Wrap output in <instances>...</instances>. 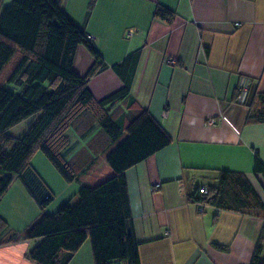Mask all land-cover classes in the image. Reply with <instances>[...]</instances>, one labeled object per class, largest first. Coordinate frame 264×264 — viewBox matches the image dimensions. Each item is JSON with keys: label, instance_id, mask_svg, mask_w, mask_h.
<instances>
[{"label": "crops", "instance_id": "0c3cea01", "mask_svg": "<svg viewBox=\"0 0 264 264\" xmlns=\"http://www.w3.org/2000/svg\"><path fill=\"white\" fill-rule=\"evenodd\" d=\"M158 5L175 12L174 19L155 16ZM95 7L85 28L93 18L101 31L84 33L102 63L89 90L99 101L127 86L129 95L110 109L119 126L133 119L131 105L138 104L171 140L125 172L140 264H249L264 218L197 205L188 196L198 186L217 185L220 170H233L264 203V172L255 169L256 158L264 166V122L254 116L260 109L255 95L264 92V0H102ZM172 58L176 64L168 63ZM93 62L79 45L73 70L84 75ZM89 137L90 131L75 150L80 186L113 174L105 157L126 132L115 141L105 134L108 151L98 172L91 170L96 152L86 147ZM17 192L7 211L0 207L8 224L3 237L49 212L50 205L41 209L30 194ZM9 214L19 218V228ZM38 242L1 245L0 264H35L27 253ZM68 264H94L88 240Z\"/></svg>", "mask_w": 264, "mask_h": 264}, {"label": "trees", "instance_id": "16d2710c", "mask_svg": "<svg viewBox=\"0 0 264 264\" xmlns=\"http://www.w3.org/2000/svg\"><path fill=\"white\" fill-rule=\"evenodd\" d=\"M154 15L172 21L175 12L158 5ZM87 36L60 0H12L5 6L0 0V200L15 175L41 209L52 201L51 194H43L46 186L31 168L38 151L67 182L76 179L77 168L64 155L69 144L67 131L87 108L111 141L126 132L105 157L113 174L95 185L81 186L75 204L67 203L52 215L43 214L19 235L6 237L2 235L8 224L0 215V246L38 239L27 253L32 262L68 264L88 240L94 264H140L125 172L171 140L138 104L131 105L133 119L119 126L110 109L129 95L127 86L99 101L93 97L88 82L100 69L102 57ZM79 45L94 58L84 75L73 70ZM10 83L22 90L7 89L5 85ZM254 99L260 106L255 119L264 122V92ZM37 114L19 137L8 133L11 127ZM11 142L14 144L9 148ZM255 169L264 172L258 158ZM201 188L188 196L190 202L264 218V203L242 172L220 170L217 185L205 187L206 192ZM249 264H264V228Z\"/></svg>", "mask_w": 264, "mask_h": 264}, {"label": "rangeland", "instance_id": "374dc122", "mask_svg": "<svg viewBox=\"0 0 264 264\" xmlns=\"http://www.w3.org/2000/svg\"><path fill=\"white\" fill-rule=\"evenodd\" d=\"M11 1L12 0H2V6L10 4ZM60 1L65 11L73 19H75V21L76 20L78 21L79 26L82 28L83 31L85 30L87 32L89 31L93 32L95 31L94 29L101 31L99 27H96V25L93 23V18L90 19L87 28H85V24L88 21L89 18L88 16L90 15V12H92L93 7H95V4H96L95 8L97 7L100 8L102 6V0H69V1L60 0ZM94 35L98 36L96 32L94 33ZM94 41L96 42V40ZM5 86L7 89L13 92H19L22 90V87H18L12 83L6 84ZM36 117H38V114L24 119L17 125L11 127L8 130V133L13 137H19L28 128V126L36 119ZM95 124H96L95 118L93 117L91 110L87 108L78 118L75 119V121L67 131L69 144L64 152V155L65 158L74 167H77L78 170L80 169L81 166L76 164L78 162V159L76 158L77 156H75V150L77 148H80L81 141L83 140V138H85V135H87L88 131H90V137L86 147L94 145V149L92 151L96 152L94 158L91 159L90 161L91 170L96 169V172H98L100 166L103 164L101 163L103 161L101 160V155L105 153L107 149L106 145L108 141H105V132L99 125H97L95 128H92L95 126ZM13 144L14 142H11L9 148L12 147ZM86 147L82 149L83 150L86 149L87 151ZM83 154L81 158H83ZM31 168L32 170L35 171L36 174H38L39 178L46 186L45 189L44 186L42 187V189H44V191L42 190L43 194L52 195V201L48 204L50 205L48 207L49 208L48 214L50 215L55 214L63 205L67 203L75 204L77 202L78 199L77 192L81 187L80 186L81 183H83L82 175L78 176L77 174L76 180L73 183L67 182L64 179V177L61 175V173L55 168L52 162L41 151H38L32 157ZM13 176L16 177L15 175ZM10 188L12 189L10 191V195L6 196L5 198L4 197L2 198V204L0 206L2 209L5 208L6 211L8 210V206L10 205V199L12 198V196L16 191H18L17 193H20L19 190L22 191L25 197L29 196L30 194L27 187L18 177L17 179L13 180ZM39 188H41V185L39 186ZM18 197L19 195L17 194V198ZM9 221L11 223V226L13 227L19 228V225H21L19 224L20 221L19 218L16 217L15 215L10 216L9 214ZM16 233L19 235L20 232L18 229L16 230Z\"/></svg>", "mask_w": 264, "mask_h": 264}, {"label": "built area", "instance_id": "2783aa9c", "mask_svg": "<svg viewBox=\"0 0 264 264\" xmlns=\"http://www.w3.org/2000/svg\"><path fill=\"white\" fill-rule=\"evenodd\" d=\"M87 38L88 39H93L92 36H90V35H88ZM168 63H170V64H176V58L169 59L168 60ZM200 191L201 192H206L205 187L201 188Z\"/></svg>", "mask_w": 264, "mask_h": 264}]
</instances>
